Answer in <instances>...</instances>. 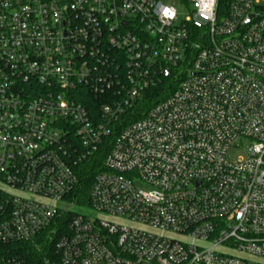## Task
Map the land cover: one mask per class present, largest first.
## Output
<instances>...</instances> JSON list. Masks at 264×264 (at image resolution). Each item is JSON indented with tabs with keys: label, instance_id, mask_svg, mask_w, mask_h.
<instances>
[{
	"label": "built area",
	"instance_id": "built-area-1",
	"mask_svg": "<svg viewBox=\"0 0 264 264\" xmlns=\"http://www.w3.org/2000/svg\"><path fill=\"white\" fill-rule=\"evenodd\" d=\"M0 182V264H264V0H0Z\"/></svg>",
	"mask_w": 264,
	"mask_h": 264
},
{
	"label": "trees",
	"instance_id": "trees-1",
	"mask_svg": "<svg viewBox=\"0 0 264 264\" xmlns=\"http://www.w3.org/2000/svg\"><path fill=\"white\" fill-rule=\"evenodd\" d=\"M97 163V164H96ZM98 167V158L95 157V160H93V164H91V166L89 167L86 166L84 167L83 171L81 173H79V181H80V190H79V197H81L82 195L84 196L86 190H88V188L90 187V184L92 182L93 176L96 172V169ZM4 193L2 192V190L0 189V204L4 201ZM30 250V246L27 245V247H16L14 245L12 246H3L0 245V258L6 256L7 254H15L16 256H23L25 253V251Z\"/></svg>",
	"mask_w": 264,
	"mask_h": 264
},
{
	"label": "rangeland",
	"instance_id": "rangeland-1",
	"mask_svg": "<svg viewBox=\"0 0 264 264\" xmlns=\"http://www.w3.org/2000/svg\"><path fill=\"white\" fill-rule=\"evenodd\" d=\"M175 8H177L178 12H180L178 7H175ZM181 14L185 15V12H181ZM241 156H242L241 149H233L231 151V153L229 154V159L233 161V160H236L238 157H241ZM0 189L5 190V191L9 190L8 187L1 182H0ZM74 210L77 211L76 208ZM103 219L107 220L108 222H113V223L117 222L116 220H113V219L106 217V216L103 217Z\"/></svg>",
	"mask_w": 264,
	"mask_h": 264
}]
</instances>
